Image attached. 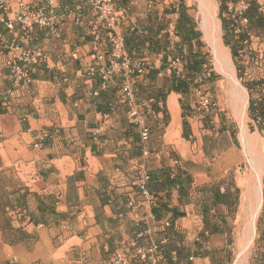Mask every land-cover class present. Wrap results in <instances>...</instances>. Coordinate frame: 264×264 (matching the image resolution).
Here are the masks:
<instances>
[{"label":"crops","instance_id":"crops-1","mask_svg":"<svg viewBox=\"0 0 264 264\" xmlns=\"http://www.w3.org/2000/svg\"><path fill=\"white\" fill-rule=\"evenodd\" d=\"M24 1L39 5L44 0ZM250 1L251 57L240 80L256 82L264 80V19L256 23L257 8L264 0ZM179 4L180 0L117 4L125 11L123 33L131 26L153 40L164 35L168 41L157 52L147 46L140 49L157 71L152 78L133 79L136 101L155 96L156 102H162L161 107L155 102L144 107L147 155H142L138 127L128 121L127 106L118 94L123 74L116 73L104 89L98 77L82 74L100 51L105 52L106 63L109 59L107 47L98 44L90 26L74 20L76 15L84 20L91 17L88 0L58 1L56 32L41 27L24 32L18 26L8 30L0 11V34L6 41L40 46L49 55L46 64L30 73L28 84L16 85L5 65L6 55L0 54L4 108L0 113V264H111L116 250L127 257L132 254V240L139 246L147 244L146 232L161 245L160 264H227L224 257H211L212 251L225 254L227 249L225 230L212 231L227 219L230 209L217 199V190L226 191L231 199L239 183L235 178L234 184L229 183V167L206 158L199 137L206 114L201 115L189 98L182 109L181 93L172 90L168 62L180 41L175 34L178 12L173 11ZM193 21L195 26L194 16ZM161 22L164 26L157 28ZM238 36L231 40L236 46L242 40ZM178 44L185 54L186 44ZM244 90L248 116L249 98L259 101L262 95ZM250 121L264 138V117ZM216 123V129L221 125L229 133L225 121ZM43 130L50 136L34 146L36 134ZM137 163L149 172L156 201L150 207L129 209L126 201L133 194L128 180ZM158 184L162 188H156ZM262 184L264 192V160ZM15 209L23 213L14 215Z\"/></svg>","mask_w":264,"mask_h":264},{"label":"built area","instance_id":"built-area-1","mask_svg":"<svg viewBox=\"0 0 264 264\" xmlns=\"http://www.w3.org/2000/svg\"><path fill=\"white\" fill-rule=\"evenodd\" d=\"M61 0H44L39 5L28 4L24 0H0V11L6 16L4 25L8 30H14L16 26L21 31L29 32L34 27H41L56 32L60 15L54 11L55 4ZM155 2L157 0H150ZM92 15L88 20L76 15L74 20L77 24L86 23L92 29L96 40L100 46H106L108 49V63L104 61L105 52L100 51L94 56L95 62L87 66L82 74L86 78L98 77L102 89L108 87L113 76L121 72L123 80L119 87V97L121 102L126 104V117L128 121L138 127L140 143L142 144V155H147L145 146L149 138V127L144 116V107L155 102L161 107V101H155L153 98L145 102L136 101L133 79L137 75H143L148 70V60H135L132 64L124 46V36L122 24L125 18V11L118 6L114 0H88ZM226 10L223 16L232 19L230 28L236 35L246 30L248 24L249 0H228L225 3ZM12 14V17L9 16ZM257 15L264 19V5L257 8ZM250 38L251 32L247 31ZM6 55L5 65L10 70V75L14 84H28L31 81L30 73L39 64H46L49 58L48 53L40 46H23L15 41H6L0 34V54ZM238 61L245 66L250 62V56L246 51L238 53ZM169 68L177 73L182 68V61L175 57L169 61ZM196 96V110L202 113L208 112L212 106V100L209 93L201 89L194 90ZM115 108L110 105V111ZM103 116L107 117L106 112ZM50 136L49 131H40L36 134L34 146H39L40 141ZM173 172H171L172 174ZM149 173L146 168L137 163L133 174L129 177V186L132 190V196L127 199L126 206L129 209L150 207L154 204L155 196L148 190ZM14 215H21L22 209L12 211ZM163 224L170 225L168 220ZM147 234V244L137 245L132 240V246L135 247L132 254L127 257L121 251L116 250L110 257L111 264H160L163 259L160 243ZM145 234V235H146ZM139 236H144L142 235ZM191 259V258H190Z\"/></svg>","mask_w":264,"mask_h":264},{"label":"trees","instance_id":"trees-1","mask_svg":"<svg viewBox=\"0 0 264 264\" xmlns=\"http://www.w3.org/2000/svg\"><path fill=\"white\" fill-rule=\"evenodd\" d=\"M114 1L116 4L121 5V4H125L128 0H114ZM249 2H250V5H249V8H250L251 1L249 0ZM225 3H226V0H219V17L221 19V24H222V29H223V37H222L223 44L225 46L230 47L232 57L237 62L236 74L238 78L240 77L242 78V76L244 75L243 74L244 66L239 63L237 57L240 51H246L251 57V51L248 49V45H247L249 41L247 31H250V28H249L250 19L248 15L249 13H248V10H246V15L248 16L249 21H248L246 30L241 32L242 35L241 33H239L238 37H242V40H241V43L238 46H236L231 43V40L234 37V33L232 32L230 28L232 19H230V17L223 16V12L226 10ZM173 11L178 12V20L175 25V34L180 40L178 42L185 43L187 49H186V53L182 54L179 50L180 46L178 42L174 44L173 50L174 51L176 50V52H173L174 54L173 56H171L170 60H172L175 57H179L182 61V68L178 73L173 69H170V68L169 69H170L171 79L174 83L172 90L178 93H181L183 100L180 101V105L182 109H184L185 107L184 102H186V99L190 93L191 85L193 83L200 84L204 82L208 83L209 85H214L217 79V74L213 70L209 54L203 50V44L200 39L201 33H200V30H198L196 26H194L193 14H191L189 6H187L186 3L180 0V4L177 10H173ZM258 18H259L258 20L256 19V23L260 24L261 23L260 20L262 19H260L261 18L260 16H258ZM161 26H164L163 22H161L157 26V28H160ZM149 33L150 31L148 30V34ZM123 36H124L125 50L128 56L130 57V61L132 62V64L135 60L145 59V57L142 56L141 51H140V49L143 46H147V48L151 52L153 51L157 52L160 48L165 49L168 45L166 36L163 35L162 39L160 40H157V39L153 40L149 36H146V34H139L136 28L134 27L131 28V26H128L125 29ZM172 51L170 52L171 53L170 55H172ZM168 67H169V62H168ZM154 71H157V70H154L153 66L149 63L148 70L144 72L143 75L149 76L150 78H152L154 75L153 73ZM242 85L247 89V91L250 94L252 93V91H257L260 93V95H262L259 101H255L251 97L249 98V105H248V111H247L248 116L250 118L254 119L255 121L257 120L260 122L261 119H263L264 117V80L259 79V80H256V82L253 80H244L242 81ZM203 91L205 92L207 91L209 93V90H203ZM148 98L155 99V96H149ZM1 103H2V98H0V113L4 111V108H2ZM110 105L112 104H109V109H110ZM213 105L214 103L212 100V106ZM212 106L210 107L208 112L212 109ZM208 112H205L206 115L203 118L204 125L206 126H207V123H209ZM185 116H186L185 113L182 112L184 129L188 125L185 119ZM211 127L213 130V126ZM217 132L223 133L225 132V128H223L220 125L219 128L217 129ZM232 134L234 135V133ZM159 174L161 175V177H164L163 172H159ZM173 177L168 181L167 183L168 187H169L170 181L174 180ZM149 183H150V174H149V181H148L147 187H148V190L152 193ZM229 183L234 184V181H232L229 178ZM155 187L162 188V185L158 184ZM217 193H218L217 199L221 203H226L230 206V209L228 210L226 216H230L231 218H233L234 213L239 203L238 188L235 187V197L231 198L232 200L230 199V196L227 194L226 191L220 193L219 190H217ZM226 221L227 219L223 220L221 222L222 224L220 226L218 225L212 228L213 229L212 231L222 232L225 230L226 234H229V229L227 228V226H224V223ZM204 236L205 234H202V237ZM248 264H264V200H263V210L257 221L256 237L253 242V247L251 249Z\"/></svg>","mask_w":264,"mask_h":264},{"label":"rangeland","instance_id":"rangeland-1","mask_svg":"<svg viewBox=\"0 0 264 264\" xmlns=\"http://www.w3.org/2000/svg\"><path fill=\"white\" fill-rule=\"evenodd\" d=\"M182 1L189 6L190 12L191 14H193L195 18V26L198 30H200V33H201L200 39L203 44V50L209 54L213 70L217 74V79L214 85H209L208 83H205V82L200 83V84L193 83L191 85L192 90H190V93L187 97L189 99L195 100L194 104L196 107V96H195L194 90L195 89L209 90V94L214 103V105L212 106V109L208 112L209 123H207V126L202 123L203 126H201L199 130V137L202 140V148H203V151L207 159H210V160L212 159V161L213 159L217 160L221 163V166L229 167L230 173L227 174L228 177L232 181H234V178H235L236 181L239 183L238 185L239 186L238 188L239 203H238L237 209L234 213L233 218H231L230 216H227L226 226L229 229V234H226L227 236L226 237L227 249L225 250L226 253L223 254L222 251L221 252L212 251L211 253L212 258L224 257V259L227 261V264H233L234 260L236 259V257L239 256V253H240L239 248L241 245V234H242L243 224L245 222V216L243 212L244 201L242 200V195L245 190L246 181L250 174L249 164L247 162L243 148L238 140V133L240 130L239 122L233 113V108L234 106L238 104L237 99L241 97V95L243 94V90L240 86L237 85L238 88H241L238 90V88L230 82L227 76L219 72L214 67V62H213L214 58L211 52V48L205 42L203 38V33L200 28V19H199V14H198V1L197 0H182ZM210 2L212 5L211 12H212L213 20L219 29L222 49L227 53L231 70L233 71L237 81L243 87L242 81L240 80V78H238L236 74L237 62L232 56H230L228 47L223 44V38H222L223 29H222L221 19L219 17V0H210ZM234 89L235 90L237 89V90L234 91ZM233 94L235 95L233 96ZM200 114L203 115L201 112ZM220 119L225 121V124L227 126L228 125L230 126L229 133L228 132H223V133L217 132L216 124L218 123H216V121L219 122ZM243 121H244V125L248 133L252 135V137H254L256 147L258 149V152L260 154V158L263 164L264 138L262 134L258 130H256V127L250 121V117L247 116V114L245 115ZM211 126H213V130ZM232 133H234V135ZM261 181H262V178H261ZM263 200H264V192H263V184H262L261 206H260V210L257 215V218L255 220L254 234H253L250 244L247 247L242 264H248V261H249V256L251 253V249L253 247V242L256 237L257 221L263 210Z\"/></svg>","mask_w":264,"mask_h":264},{"label":"bare ground","instance_id":"bare-ground-1","mask_svg":"<svg viewBox=\"0 0 264 264\" xmlns=\"http://www.w3.org/2000/svg\"><path fill=\"white\" fill-rule=\"evenodd\" d=\"M197 1H198L200 28L203 33V38L205 42L211 48V52L214 58L213 61L214 67L219 72L227 76L233 85H235L237 88L238 86H240L243 90V94L241 95L240 98L237 99L238 104L233 108L234 116L237 118L240 126V130L238 133V140L243 148L244 154L246 156L247 162L250 167V174L246 181L245 190L242 195V200L244 201L243 212L245 216V222L243 224V229L241 234V245L239 248L240 253L239 256L236 257V259L233 262V264H242L247 247L250 244L254 234L255 220L257 218L261 206V195H262L261 178H262L263 164L258 149L256 147L254 137H252V135L248 133L244 125L243 120L246 115V104H247V100L244 95L245 90L237 81L229 65L228 55L222 49L219 29L214 23L212 17L211 2L210 0H197ZM241 88H238V90ZM236 90L234 89V91ZM234 95L235 94H233V96Z\"/></svg>","mask_w":264,"mask_h":264}]
</instances>
